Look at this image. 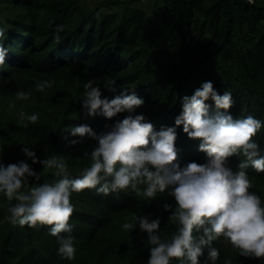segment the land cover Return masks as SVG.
I'll return each instance as SVG.
<instances>
[{
	"label": "trees",
	"instance_id": "trees-1",
	"mask_svg": "<svg viewBox=\"0 0 264 264\" xmlns=\"http://www.w3.org/2000/svg\"><path fill=\"white\" fill-rule=\"evenodd\" d=\"M119 3L90 10L87 0H0V27L9 48L0 66V162L32 164L22 152L27 145L40 159L64 155L71 174L78 175L89 163L84 153L95 141L85 137L75 145L68 143L79 139L70 135L71 127L87 124L99 133L128 115L89 116L83 107V85L89 79L109 98L135 89L144 101L136 114H143L157 130L173 126L182 97L208 80L221 94L232 92L233 118L252 115L264 120V0H156L155 18L145 9L129 4L120 8ZM58 28L60 41L54 38ZM46 79L55 83L39 91L36 85ZM21 91L28 95L21 97ZM21 109L38 113L39 120L24 127L18 118ZM177 132L181 166L193 160L202 163L199 139L189 138L182 125ZM253 139L264 155V128ZM242 159L229 158L234 168ZM32 167L42 172L39 183L56 179L54 170L39 163ZM246 171L250 191L264 201V172L251 166ZM29 183L36 181L30 178ZM71 201L76 254L67 260L58 255L49 225L8 222L9 202L0 194V264H147V233L138 227L122 230L121 225L133 214H148L160 218L167 235L175 230L164 207L175 204L167 190L151 201L131 190L104 195L86 188L72 193ZM213 246L221 249L217 264L226 258L232 264H264V258L239 255L222 238ZM206 257L207 249L200 260ZM171 264H179V259Z\"/></svg>",
	"mask_w": 264,
	"mask_h": 264
},
{
	"label": "clouds",
	"instance_id": "clouds-1",
	"mask_svg": "<svg viewBox=\"0 0 264 264\" xmlns=\"http://www.w3.org/2000/svg\"><path fill=\"white\" fill-rule=\"evenodd\" d=\"M59 32L58 28L54 36L57 41L61 40ZM8 52L5 29L0 27V66L5 64ZM54 83L46 79L36 87L43 91ZM83 87V107L89 116L128 115L99 133L87 124L71 127L70 135L79 139L68 143L75 145L85 137L95 141L84 153L89 163L78 175L71 174L64 155L40 159L27 145L22 148L25 156L32 164L54 170L56 179L39 183L42 172L38 173L27 160L7 165L0 162V194L9 202L5 216L8 222L29 227L49 225V233L56 237L58 255L72 260L76 254V237L71 234L74 225L69 223L75 209L72 193L86 188L104 195L131 190L153 201L167 190L175 201L174 205H164L175 225L171 235L161 229L160 218L148 214H133L121 225L122 230L138 227L147 233V264H171L173 258H178L179 264H217L221 249L213 242L218 238L241 256L264 258V201L257 192L250 191L252 183L246 171L251 166L264 172V155L253 139L264 128V120L252 115L233 118L229 112L234 103L232 92L221 94L211 80L204 81L192 95L183 96L174 125L159 130L143 114H136L144 101L135 89L109 98L102 96L101 86L91 79ZM19 95L28 94L21 91ZM18 118L27 127L39 120V114L21 109ZM181 125L189 138L199 139V151L204 153L202 163L193 160L181 166L177 161L175 142ZM3 151L4 145L0 144ZM236 155L244 159L234 168L229 158ZM30 178L36 183L30 184ZM205 249L207 257L202 262ZM224 264H232L231 259L226 258Z\"/></svg>",
	"mask_w": 264,
	"mask_h": 264
},
{
	"label": "rangeland",
	"instance_id": "rangeland-1",
	"mask_svg": "<svg viewBox=\"0 0 264 264\" xmlns=\"http://www.w3.org/2000/svg\"><path fill=\"white\" fill-rule=\"evenodd\" d=\"M155 1L156 0H102V1L101 0H87V6L89 7L90 10H94L96 8L105 9V7L104 8L101 7L102 4H104V3L110 4V2H117V3L120 2L118 4V6H120V8L124 7L126 4H129L132 7H137V8L147 10L149 12V14L155 18L156 17L155 11H154ZM173 54H176V53L174 52ZM169 56H171V54H169ZM172 56H175V55H172Z\"/></svg>",
	"mask_w": 264,
	"mask_h": 264
}]
</instances>
